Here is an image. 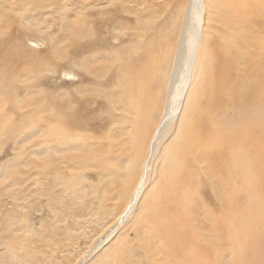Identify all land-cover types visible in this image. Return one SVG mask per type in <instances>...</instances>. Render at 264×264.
<instances>
[{
    "label": "rangeland",
    "instance_id": "374dc122",
    "mask_svg": "<svg viewBox=\"0 0 264 264\" xmlns=\"http://www.w3.org/2000/svg\"><path fill=\"white\" fill-rule=\"evenodd\" d=\"M189 2L0 0V264H106L116 258L123 264H162L153 258L158 259L168 245L151 229L150 214L165 197L171 173L167 156L189 124L187 111L202 114L201 101L209 98L194 76L189 75L185 85L190 96L186 99L183 93L162 136L156 139L153 129L147 143L142 141L137 151L134 147L142 155L139 168L145 184L133 208L110 237L99 242L122 211L124 174L134 157L126 143L133 116L124 111L128 107L118 84L122 65L151 44L164 46L161 58L171 75L183 9ZM199 2L205 9L198 53L191 57L199 66L194 63L193 75L201 77V71L210 68L220 41L224 52H238L228 67L226 104L244 100L264 80V0H245L246 12L241 1ZM241 14L246 21H229L230 16L242 18ZM74 40H79L77 55L72 52ZM107 47L123 60L118 69ZM167 91L163 86L162 95ZM58 109L74 112L80 142L43 145L41 131ZM230 109L225 105L222 114L235 122L243 110ZM150 140L156 144L153 154L146 151ZM197 149L188 154L185 176L188 226L199 237V226L210 222L213 213L221 216L227 200L214 168L198 155L202 148ZM76 152L82 157L68 158ZM46 155L61 156L62 163L45 171L41 160ZM260 162L264 169V158ZM55 168L62 171L58 177ZM261 185L247 199L240 196L236 201L230 214L240 222L223 230L222 239L228 236L231 244L229 250L224 244L217 247L219 256L212 264H264V182Z\"/></svg>",
    "mask_w": 264,
    "mask_h": 264
},
{
    "label": "bare ground",
    "instance_id": "6f19581e",
    "mask_svg": "<svg viewBox=\"0 0 264 264\" xmlns=\"http://www.w3.org/2000/svg\"><path fill=\"white\" fill-rule=\"evenodd\" d=\"M234 1H241L243 12H246L245 0ZM203 9H205V5L203 2L200 3L199 0H190L186 10L185 8L183 9L185 18L183 15L184 22L181 28V36L172 55L174 59L171 75H167L165 71L166 61L161 58L166 51L164 46L156 48L151 44L143 53L140 50L137 58L131 59L128 56L129 60L124 63L119 57V53H116L113 48L107 47L110 52L112 51L111 55L118 66L116 68L118 69L123 63V70L120 75L121 82H118V84L122 89V95L128 107L124 111L126 113L130 112L133 116L132 127L128 129L127 133L129 139H126L128 141L126 143L132 151L134 147L136 151L139 150L142 141L148 142V138L150 139V136L154 134L153 129L157 130L156 139L162 136L167 125L176 115L179 109L178 103L182 100L184 92L186 99L188 98L190 90H186L185 87L187 86L189 75L190 78L192 76L197 78L199 87L205 94L209 95L208 99L201 101L202 114L197 112V110L192 113L187 111L189 124L183 128L181 137L176 139L175 144L170 147L173 152L167 156L168 161L166 159L171 164V173L170 181L164 190L166 192L165 197L162 201L160 199L155 204L150 214L151 229L155 231L162 243L168 245L166 252L163 254L158 253V259L153 258L154 261L158 260L162 264H212V261L219 256L217 247L224 244L229 250L231 244L228 236L222 239L223 230H228L235 223L240 222L239 219L234 218L230 214L233 209L237 208L236 201H238L240 196L247 199L251 192L262 188L261 186L263 185L261 184L264 182V169L261 168L260 162L261 158H264V80L244 100L226 104V95L229 87L227 86L228 67L238 52L233 49H227L224 52L220 41V52L217 54L212 53L210 68L202 72L200 67L201 77L197 74L193 75L195 64L196 66L198 64L196 60L192 62L191 57L192 55L193 57L197 56L198 53L197 46H199L201 37L199 27L202 22L201 14L204 11ZM241 16L242 18L230 16L229 21H246L244 14H241ZM221 22H224V20H221ZM76 41L74 40L73 43H76ZM77 43L72 47V52L75 55L78 54L75 51L79 50ZM158 44H164V42L159 40ZM155 78L158 80L154 81ZM210 78L212 79L211 81H209ZM163 86L165 90H167L168 86L167 95L166 93L162 95ZM230 94L236 97L233 92H230ZM167 99L169 100L168 105L166 104ZM225 105L229 112H231L230 107L235 111L238 109L243 110L242 116L235 122H228L224 114H222ZM185 106H187L186 101ZM156 113L159 120H154ZM163 119L164 121L158 127ZM49 121V125L41 131L43 145H47L50 142H52V145H58L59 143L67 144V142H72L73 144L81 141L80 134L76 131L79 128V124L72 110L64 113L61 109H58ZM184 124L185 120L182 119L181 125ZM238 143L241 145V150H239ZM148 146L147 150V146H144L147 154L150 150L153 154L156 148L155 142L151 144L150 140ZM197 148H202V152L197 154L214 168L215 174L226 192L227 200L222 205L221 216L215 217L213 213L214 217L210 222L204 226H199V237L195 235L193 227L188 226L187 202L189 194L185 176L186 161L189 160L188 154L191 151H198ZM205 151L207 154L204 153ZM81 152L85 155L88 154L83 148ZM133 152L131 153L134 157L132 160L130 159L129 167L126 166L124 174V180L127 183L126 185L124 184L123 189L122 211L116 217L115 223L109 227L111 229L107 230L108 232L100 240L99 243L101 244L110 237L113 233L112 229L116 228L125 214L133 208L132 204L133 202L135 203L142 191V184L143 186L145 184L144 176H141V169L139 168L141 153L136 152L134 155ZM227 154H229L228 159H226ZM78 157L82 156L77 155V152L68 156L69 159L74 161H77ZM55 162H58V165L61 164V156L46 155L41 160L43 170L47 171L53 164L55 165ZM144 163L142 162V164ZM176 171L177 173L175 174ZM61 173L62 171L55 168L54 174L57 177ZM76 175L70 176L77 179L81 177L79 176L78 178V175ZM250 181H252L251 184ZM206 230L209 233H205ZM211 236L216 238L211 240ZM198 238H201L203 242L199 241ZM92 249L94 250V248ZM11 252L14 254V251L11 250ZM106 264H123V262L116 258L112 263L109 260Z\"/></svg>",
    "mask_w": 264,
    "mask_h": 264
}]
</instances>
